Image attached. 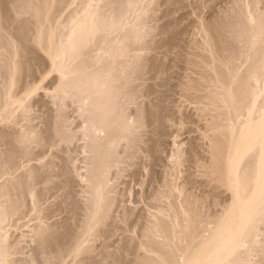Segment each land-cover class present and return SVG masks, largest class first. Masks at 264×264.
I'll return each instance as SVG.
<instances>
[{
  "label": "bare ground",
  "instance_id": "6f19581e",
  "mask_svg": "<svg viewBox=\"0 0 264 264\" xmlns=\"http://www.w3.org/2000/svg\"><path fill=\"white\" fill-rule=\"evenodd\" d=\"M86 1L90 4L88 0ZM90 1L91 3L93 2V0ZM99 1L101 2V0ZM181 1L105 0L102 1L103 4L100 3L101 5L97 3L98 6H95L97 5L95 3V7H93L95 9H92V6H89L85 1L86 5L81 1L79 2L80 4L76 5L73 0H0V264H264V7L263 9L259 8L260 3H264V0H241L249 3H247V6H243L241 2L240 4L238 2L240 7L235 2L234 6L239 8L234 9L233 14L232 12L230 13L232 10H228L230 15L227 16L228 12L226 11V14L223 11L224 9H221L226 17L223 16L224 18L220 20L218 18L215 20L212 17L213 22L210 17V19L205 20L210 23L206 22L208 24L204 25L206 30L201 28L206 31V35L212 34L214 42L211 35L210 38L206 37L205 39H211L216 47L211 41L210 45L212 44L213 48L212 45L210 48L207 41L204 43L208 44L209 47L207 46V48L210 51H207L212 53L209 54L213 55L211 58L214 61L211 63L210 59H208L209 55H207L206 58L210 62L208 63V60L206 61L204 58L206 55L203 54V51L202 54L199 53L201 56L198 57L202 58L200 61H198L199 59L195 60V64L191 61L194 66L191 65L193 66L192 69L196 66L195 69L198 68L200 70L195 72L200 73L201 79L198 77L199 80H192L196 78L191 76L192 79L187 82L184 80L185 84H181L179 88L181 89L179 94L190 96L194 101L197 100L200 103L204 98L208 97V101L212 103H209V106L212 105V108L215 106L217 108L215 110L219 111L216 112L214 110L215 114L217 113L215 117H218V120L213 117L215 121L212 120L213 122L207 123L208 125L203 122L207 125L209 130L207 131L213 132L208 137L205 135L206 138L201 136L203 139L210 137L211 142L208 145L210 144L209 149L211 150H206V153L210 151V153L208 152L209 155L207 154L209 157H207L204 150L203 153L197 150L196 146H198L199 142L195 145L196 140L193 141V137L191 140L194 143L189 140L192 143L191 145L189 143V156L187 155L185 158L181 154H175L176 157L180 155V159L185 158L189 161L190 158L195 164L197 163L195 166L201 168V171L198 169L202 172L203 178L205 176V183L209 186V189L211 187L209 194L207 193L209 189L204 191V188H202V195H200L202 193L201 187L204 184L199 183L200 188L199 184H197L201 191L198 190L199 195L195 194L198 192H191L194 189L191 190L190 188L195 185L191 187L188 184H191L195 179L190 180L184 176L185 174L183 177L189 179V182H187V179H183L185 180V182L182 181L183 185L180 183L178 185L177 179L178 181L180 180L178 176L181 171L186 169L184 167L185 165L187 167L189 162L188 164L186 162L185 165L182 162L184 166H182L180 171L177 166L181 164L179 165L177 158H174L177 162L174 165V160H171L173 155L170 156L172 153L169 154V151H167L169 157H163L162 153L165 152L166 147H164L165 139L163 138L166 136H163L166 129L165 124H169L166 122H170L169 117L174 114L172 113L173 107L169 105L172 102H168L170 98L163 97V94L165 95V92L168 91L165 89L168 86L163 80L164 85H166L164 88L166 91L161 98H158L159 96L157 97L156 94H161L162 92L153 94L152 90H150L153 87H150V89L144 87L150 85L146 83L148 80L145 81L146 85L141 83L142 80L144 81L148 77L145 74L150 73L145 72V70L150 69L151 71L152 68L154 71L152 76L153 74L156 76L155 68H159V66L156 65L154 60L150 59L151 61L149 60L150 62H148L146 61L147 58H145L146 60L143 59L148 52L144 56L142 55L145 63L141 61V51V54H139L140 59L136 54L139 53L138 47L141 49L144 45L140 44L143 42L147 43L144 41L146 39L142 40V33L145 31L150 33V29H155V32L159 31H157L158 27L156 25L159 22H153L156 16L155 19H151L153 23H156L151 24V27L156 25L155 28L148 29L149 27H145L147 29L142 32L143 25H146L141 24L144 13L149 11L151 16L147 14L149 18L152 17V14L155 13V10L152 11V4H156L153 7L157 9V12L161 11L162 15L164 10L159 9H161L160 6L165 5L167 6H164L166 8L165 13H168L167 16H169L173 8L171 7L169 12L167 10L168 7L176 4V2V5H178V2L180 3ZM197 1L198 4L195 1L194 3L199 6L200 1ZM72 2L76 7L73 5L72 7L74 8H71L72 10L69 9L71 12L67 11L68 8L67 10L64 9L68 5H72ZM82 3L89 7L85 8L83 5V8L81 6L82 9H78ZM183 3L186 8L194 5L192 2L193 4L190 3L191 5L188 6L187 4L186 6L185 3H188V0L187 2L186 0L183 1ZM263 3H261L262 6H264ZM139 4L141 7H139ZM226 4L224 3V6L227 7L228 2ZM218 5L220 4L218 3ZM177 7H174L175 11H177ZM179 8L178 11H181L182 8L180 10ZM252 8L254 9L252 10ZM197 9H195L196 12ZM63 10L71 13V16L64 14L66 17H70L68 19L63 17L66 19H64L65 21L60 18L62 17L61 13H64ZM193 10L191 9V11ZM22 12L25 13L23 18L20 17L23 14ZM127 12L130 15L131 12L132 15H135V18L134 16L132 17L134 20L131 19L134 21V23H130V25L132 24L131 26L126 25V23L130 22L125 16ZM171 14L173 15L172 12ZM200 16L198 15V17ZM124 17L127 19L126 23L124 22L126 21ZM204 17L206 18V16L201 17V19L203 18L202 23H204ZM146 18H144L145 21ZM158 21H161V19ZM166 21H170L168 17L164 22L165 24L167 23ZM160 24L158 25L160 28L164 26V30H168L173 25L169 22L170 26L167 23L169 27L166 28L167 25L165 27V24ZM138 26H140L142 33L138 30ZM141 27L143 28L141 29ZM171 30H169L171 32L170 35L175 37V28L173 31ZM144 36L146 38L150 35L146 34ZM168 37H170L169 34ZM168 37L166 38L167 40ZM239 37L245 40L246 43L239 40V43L237 42L238 45L243 42L244 47L248 44L249 49H253V52H251L252 56H250L251 58L249 57L247 62L244 60L243 53H241V51L246 52V48L243 49V46H238L236 43ZM236 38L237 40H235ZM169 39L172 40L173 38ZM167 40L165 42L166 45ZM174 43L171 44L174 45ZM195 43L192 44L191 42L192 49H194V45L199 44ZM148 44L147 49L150 48ZM158 44L160 43L158 42ZM151 45L154 47L156 43ZM153 47L150 49H153ZM158 47L155 46V48ZM196 47L198 48V46ZM240 48L241 51H239ZM132 49L133 51L136 50V53ZM128 50L136 54L134 55L138 57L136 58L137 60L132 57V52L130 54ZM203 50L206 54V50ZM126 51L131 55V60L134 59L133 61L128 59L130 55H127ZM195 51L192 52L195 53ZM224 51L226 54L228 52L227 59H229V62L226 64L222 63L223 57L226 56L223 54ZM245 52L244 54L247 53L248 57L250 51ZM240 53L242 56L241 61L237 60L240 58ZM222 54L223 57L219 58ZM126 55L128 56L127 58ZM125 58L130 60L131 63ZM152 58L154 59V57ZM242 59L246 62V65L249 61V69L248 71L247 68L245 69L247 71H244L246 74L235 70L238 73L237 75L233 71L235 68L232 66L240 68L243 64ZM236 60L239 61L240 66L233 63ZM205 61L208 63L209 68H205L208 67V65H205ZM210 64L213 65L210 67ZM229 65H231L232 71L236 74L231 72ZM157 68L156 73L158 75L159 70ZM160 69L162 70V68ZM186 69H188V66ZM186 72L190 74L191 71ZM52 73L53 76L54 73L57 76L51 84H48V87L43 81H46V77ZM143 75L146 76L145 79ZM153 78L155 77L153 76ZM50 81L46 82L50 83ZM50 87H53V89L51 88L53 90L52 93L49 91ZM40 88H43L44 91L47 90L45 91L46 95H48V92L52 94H49V98H52L53 101L51 100V102L55 105L52 106L56 109H52L50 107L51 102H45L44 98H38L34 102L35 108L32 106L34 95H37V93L38 95L41 94L37 92ZM256 89H259V91ZM204 90L207 92L206 95L205 93L202 94ZM159 91L162 90L160 89ZM168 92L170 93V90ZM151 95H156L157 99L151 97ZM182 96L181 98H183ZM261 97H263L262 101ZM190 101L193 102L192 100ZM204 101L206 99L202 101L203 108L205 107ZM261 102L263 105L262 109L259 106ZM184 103L186 104L185 101ZM184 103L181 102L180 104ZM196 103H194L195 106L199 104ZM71 106L77 107L76 111L81 115L77 114L79 116L77 118L80 119L81 117L83 119H80L82 121L80 124H78L79 122L76 123L80 125L77 126L80 127L78 130H74L77 128L76 126L74 129L73 127L70 129L71 123L69 124V122L76 121V117H74L73 121L69 119L68 109H71ZM199 106L201 107L200 104ZM31 107H33L32 109L39 107L36 112L41 111V116L39 113L38 115L40 118L44 117L45 121L43 120V124L41 122L42 119L40 120L41 123H37L41 124V126L43 125L41 128L35 125L36 122L32 125V122L36 121H33L32 117L30 119L32 121L28 120L27 111L30 114L32 112ZM259 107L260 112L257 110ZM199 108L196 109L200 110L201 108ZM212 108L208 110H213ZM203 111L201 110L200 112ZM179 112L181 115L183 110ZM200 112L198 111V117L203 116V113L200 115ZM209 113L208 116H210ZM256 113H260L258 118L255 117ZM38 115H34L37 120ZM195 115L197 116V114ZM211 115L214 114L211 113ZM24 116H27V121ZM30 116L33 115L30 114ZM187 116L190 115L183 117L184 120ZM246 116L247 118L243 120V117L245 118ZM172 119L175 118L172 117ZM172 119H170L171 122L173 121ZM205 119L207 120L206 117ZM209 119L207 120L208 122L211 121ZM199 120L202 121V119ZM28 121L31 124L27 123ZM193 132L196 134V131ZM207 133L204 132V134ZM177 137L179 138V136ZM203 142L205 141L203 140ZM74 144L75 146L72 148ZM180 150L183 151V149ZM73 151H77L80 156L84 155V157L81 156L83 158H81L82 162H80L81 166L83 163L84 167L82 166L83 168L81 169L80 166L78 171L80 174L77 172L81 182H84V185L80 184L82 186L79 194L75 192L78 188L75 189L74 184L77 182H75L76 180H74L72 175L74 171L76 173V168L79 167L71 165ZM79 151H81V154ZM200 152L202 155L199 154ZM186 153H188V150ZM186 153L183 152V154ZM160 154H162V158H171L170 161L172 163L167 166L166 164L170 162L165 159L167 163L165 164L166 167L163 165L165 169L164 176L159 180L158 178L160 177L156 174L155 176L151 175L157 178H154L156 182L158 181L157 184L153 185L156 183L155 180L153 179L154 181L152 182V179H149L154 187H147L149 191L143 190V188L140 190V195L139 191V193H136L137 196L142 197L138 198L141 200L140 207L143 208L137 213L130 211V208H125L126 205H123L125 204L123 201L126 200L127 190H130L128 188L129 184H126L125 186L127 187H125L124 181L122 183L120 180L125 179L123 178L124 176L126 178L129 176L128 178L136 180L142 175L140 171L145 169L144 166L148 165L147 162L150 161L149 165H154L151 160H154V162L161 160V158L159 159ZM203 155L207 159L205 157L203 160ZM185 159L182 160L184 161ZM165 160L161 161L165 163ZM145 161H147L146 164H144ZM192 161L190 162L192 164H189L191 166L188 165L189 167H193L194 162ZM202 161L203 163H201ZM162 162L160 163L163 164ZM158 163L156 164L158 165ZM176 167L179 168V173L174 170ZM189 167L186 170L190 171ZM194 168L196 167L191 169ZM83 169L85 173L81 174ZM150 171H153V169ZM173 171L176 172V179ZM194 172H198V170L195 169ZM160 174H162L161 171ZM189 175L191 176V174ZM193 177L195 178V176ZM120 185L126 188V191L123 188L120 189ZM208 186H205V188L207 189ZM220 186H223L222 189L225 187L224 190L228 189L229 195H231L230 191H232V198L226 197L231 202L230 205L228 204L229 202L227 203L228 207L225 206L227 205L225 204L227 199L226 201L223 200L225 198L222 199L223 201L221 200L225 202L224 204L219 201L222 197L218 194L227 192L219 191L218 193L217 189ZM206 193L208 196H206ZM133 194H135V191ZM204 195L212 199L209 200V198L207 202L210 201L208 203L212 205L211 202L213 201L217 209L209 205L210 208L215 209L212 211L213 209L211 208L212 210L210 211V208L208 209V206L204 205L207 199L204 200ZM225 195L227 196V194ZM218 196L219 200H216ZM51 197L52 199L55 197L56 199H54L58 202L54 200L55 203L50 200L55 204L44 206L45 201L48 202ZM131 201L130 203H132ZM221 204L224 205V210H222L223 208L221 209L223 206ZM218 206H220L221 210L218 209ZM203 207H207L209 211H206L205 208L204 211ZM208 212H211V214ZM32 213H34L36 216L35 220L37 221L38 219V222L36 224L32 223V225L34 224L33 227L29 226L31 229L29 237L32 240L30 243L35 242V246L31 248L30 246L34 242L30 246H28L29 242H26L27 244L23 242L25 236L29 235L26 234L29 229L24 230L26 231L25 235H23V232L20 233V236H24H22L23 240L19 238V234L15 231L20 240L13 233L14 237L16 236L14 238L10 231H12L13 227L22 226L29 214L33 217L30 220L28 219V222L35 221ZM117 219H119V223H125L128 226H130L129 223H132L133 228L135 226L137 230L139 227V232L136 230V233H138L135 234L138 237L133 234L134 237L130 235V238H128L127 236L128 239L123 247L121 246L120 254L111 253V248L109 251L107 249V242L118 223ZM28 222L26 221L25 223L27 224ZM23 225L25 224L23 223ZM27 225L30 224L28 223ZM27 225L25 226L26 228H28ZM124 226L121 225V227ZM128 226H125V229L131 230L132 228L130 229ZM25 227L23 226L20 229H25ZM118 229H120V225ZM134 231L132 233H135ZM10 235L14 238V241L10 239ZM101 238L105 239L103 240V246H100L99 249L95 244L97 245V240ZM23 243L28 248L30 247L29 252L26 250L27 247L22 245ZM98 245H101V243ZM142 249H144L145 253L140 252Z\"/></svg>",
  "mask_w": 264,
  "mask_h": 264
},
{
  "label": "rangeland",
  "instance_id": "374dc122",
  "mask_svg": "<svg viewBox=\"0 0 264 264\" xmlns=\"http://www.w3.org/2000/svg\"><path fill=\"white\" fill-rule=\"evenodd\" d=\"M24 1H26V0H24ZM27 1H28V0H27ZM73 1H74V3H76V1H78V0H76V1L73 0ZM80 1H81V2H84V1H85V2L88 4V2H87L86 0H84V1H83V0H80ZM80 1H78V3H76V5H77V4H80V3H79ZM88 1H89L90 4H92V5H90V4H88V5H89V6H92V9H95V8H93V7L98 6L97 3H99V5H101L100 3H102V1H105V0H101V2H100V1L98 2V0H93V2L95 1L94 3H93V2L91 3L90 0H88ZM176 1H178V0H176ZM180 1H181V0H180ZM183 1H185V0H182L180 3L178 2V5H176V4H177V2H176V4H172L171 6L168 7V9H167L168 11L171 9V7L173 8V9H172L173 11L170 10V11L173 13V15H172L171 12L169 11V12H170V15H169V16H167L168 13H167V14L165 13V10H166L165 7H167V6H165V5H162V7L160 6L161 9H159V10H164V12L162 11V15H161V11H160V12H159V11L157 12V9L154 8V7H155L154 5H156V4H154V5L152 4V11L155 10V13H154L155 16H154V14H152V11L150 10V12H151V14H152L153 16L149 18V16H148L149 11L147 10L148 12H145V13H144L145 15L143 14V15L145 16V17L143 16V22L145 21L144 18H146L147 16H148V17L146 18L145 23H143V22L141 23V24H146V25H143L144 28L141 27V29L143 28V29H142V32H144V30L147 29V28H145V27H149L148 29H150V28H152V27L155 28V26L157 25V27H158L159 29H158L157 27H156V28H157V31H158V30H159V31H158V32H155V31H156L155 29H154V30H151V29H150L149 31L154 32V33H151V32H150L152 35H151L150 33H147L148 31H147V32L145 31L144 33H142L141 30H140V28H139L140 26H138V28H139L138 30H140V32H141L143 35H146V34H147V35H150V36H149V37L147 36V37L145 38V36L143 37V35L141 34V35H142V40H143V39H146V40H144V41L147 42V43H144V42L142 43V42H141L142 44H140V45H143V44H144V45L146 44V45H145V47H144V45H143V47H141V49H140V47H138L139 50H138V49H137V50H138L139 53H136V52H135L136 50L133 51V49H132V51L135 52V53L137 54L138 57H139V54L142 53V54L140 55L141 59H142V55L144 56L146 52H148V53L151 52L150 54L147 53V55H146L145 57H143V59L147 58V60H146V59H145V60L148 61V62H150L151 60H152V61H153V60L155 61L156 65L159 66V68H157V67H156V68L159 70L158 75H159L160 77L157 75V73H156L157 70H156L155 67H154V68H155V71H156V72H155L156 76L153 74V76H154L155 78H153V76H152V73H154V71L152 70V68H151V71H152V72L150 71V69L148 70V69L145 68V69H146L145 72H150L151 74H150V73H147V74L144 73V74L147 75L148 77H149L150 75H151V76H150L149 78L147 77L148 79H147V78L145 79L146 76L143 75L145 80H144V81L142 80L141 83H143V85H146V84H145V81L148 80L146 83H148L147 85H149V84H150V85H149V86H144V87H146V88L148 87L149 89H150V87H153L152 89H150V90H152V93H153V94H156L157 92H159V93L162 92L161 94H158V93L156 94L157 97L159 96L158 98H161V97H162V94L166 91L165 89H167L168 91L170 90V93H169L168 91H166V92H165V95H166V94H168V95L165 96V95L163 94V97H167V98H170V99H171V100L169 99V101H168L169 103L172 102V103L169 104V105H170V107H173V108H172V109H173L172 113H174V114H171V115H172L173 118L176 119V120H175V119H172V117H171V115H170L169 118L172 119L173 121L171 122V120L169 119V121H170L171 123L168 122V121L166 122V123H169V124H168V125L165 124V125H166V127H165L166 129L164 128V129H165V133H164V135H163V136L166 135L165 137H163V138L165 139L164 147L166 146V147H165V150H164V151H165L164 153H166V154L164 155V153H162V154H163V157L166 156V157L168 158V157H169V154L172 153V154H170V156L173 155V156L171 157V158H173V159H171V158H169V159H167V158H162V156H161L162 154H160V157H159V159H160V158H161V160H165V159H166V160L169 161L170 163H167L166 160L164 161L165 163H163L161 160H158V161H155V162H154V160H151V159H150V160H151V163L154 164V165H149V164H150V161L147 162L149 159H145V160H147V161H145L144 164H146V162H147V164H148L149 166H148V165H145V166H144L145 169H141V170H142V171H140V172L142 173L141 176H139L138 178H136V180H135L134 178H133L134 180H132V178H131V179L128 178L129 176L127 177V178H128V179H127V178L124 176L123 178H125V179H123V180L121 179V180H120V182L122 181V183H123V181H124V186H125L126 184H129V186H130V187L128 186V188H130V190L127 188L128 190H127V194H126V200L123 201V202L125 203V204H123V205H124V206L126 205L125 208H130V211H133V212H135V213H137V211L139 212V210L143 208V207H142V208L140 207V206H141V200H140V198H142V197L139 196V195L141 194V191H140V190H142L143 188H144L143 190H145V189L148 190L147 187H152L153 185H156V184H157L158 181L156 182V180H155V179H157V178L154 177L155 174H156L157 176L160 177V178H158V179L160 180L161 177L164 176V173H165V171H164V170H165V169H164V166L166 167V165L168 166L169 164L172 163V162L170 161V159H171V160H174V162H175V163L173 162L174 165L177 163L176 160L179 161V165H180V164H181V165H180V166H177V167H179V168H180V171H181L182 166H184L186 162H187L186 164H188V162H189V164H192V163H190L192 160H190L189 157H188V158H189V161H188L187 159H185V158H186V156L189 154V146H190L192 143H194V142H193L194 140L197 141V142L195 141V143H194L195 145H197L196 143L199 142V143H198V146H196V147H197V150L201 151L202 153H203L204 151H205V153H206V150H211V149H209V148H210V146H209L210 144L208 145V143L211 142L210 137L207 138V139H203L202 137L206 138V137H208L209 135H211V134L213 133V132L211 133V131L208 132L209 130H208V128H207V125H208L210 122L215 121V119L218 120V117H215V115H216L217 113L215 114V112H214V110L217 109V108H215V106H213L214 108H212V105L209 106V103H211V102L208 101V99H209L208 97L204 98V99H206V101H204V102H205V104H204L205 107H204V108L202 107V106H203L202 101H203L204 99L201 101V103L198 102L197 100H195L197 103H199V104L201 105L202 108L199 106V104L195 106L194 103H196V102H195L190 96L187 97L186 95H185V96H184V95L182 96L181 94H179V93H181V92H180L181 89H179V88H180L181 84H183V85L185 84V83L183 82L184 80L187 82V81H190L192 78H196V79H192V80H199L198 77H200V79H201V75H200V73H199V72H198V73L195 72V71H200V70H199L198 68L195 69L196 66L194 67V69H192L193 66H194V65L192 64V62L194 63V61L197 60V59H199L198 61H200V59H201L202 57H198V56H201L200 54H202V51H203V54L206 55V56L204 57L206 61H207L208 59H210V62H211V63H212V61H214V59L211 58V57H213V55H211L212 53H211V52H208V51H210V50L207 48L208 44L210 45V41H211V43L213 44L214 39L212 38V34H211V33L206 35V33H205L206 31H204V30L202 29V28H204V25H205V24L210 23V22L205 21V20L210 19V18H211V19H210L211 21L213 20V18H215V20H217V18H218V20H220L221 18L226 17L224 13L227 14V12H228L227 16L230 15L231 12H232V14H233L234 9H236L238 6L240 7V5H239L240 2H241V5L243 4V6H245V5L247 6V3H249V2H246V3H245L244 1H241V0H239V1H238V0H235V1H233V0H232V1H231V0H228V1H226V2H225V1L223 2V0H222V1H221V0H219V1H218V0H214V1H213V0H211V1H210V0H209V1H208V0H199L200 2H199V6H198V5H197V4H198V1H197V0H192L193 3H194V1L197 2V4L194 3V5H191V4H190V3H192V2H190L191 0H188V3H185V4H186V6H187V4H188V6H189V5H191V6H189V7L186 8V7H184L185 5H184ZM203 1H204V2H203ZM245 1H246V0H245ZM85 2H84V4L86 5ZM186 2H187V0H186ZM189 2H190V3H189ZM205 2H207V3L205 4ZM221 2H222V3H221ZM227 2H228V6L226 7V6H224V3L226 4ZM229 2H230L231 5H233V6H231ZM235 2H236V5H237L238 2H239L238 6H234V5H235V4H234ZM242 2H244L245 4L242 3ZM74 3L72 2V5H68V7H65L64 9L67 10V8H68L67 11L71 12L69 9L74 8V7H72L73 5L75 6ZM95 3H96L97 5H95ZM182 3H183V4H182ZM193 3H192V4H193ZM208 3H209V4H208ZM218 3H219L220 5H218ZM261 3H263V2H261ZM261 3H260V6H259V4H258V6H259V8L263 9L264 6H262ZM84 4L82 3V4L80 5V7H78V9L81 8V6H82V8H83V7L85 6ZM102 4H103V3H102ZM180 4H182V5H180ZM202 4H203V5H202ZM204 4H205V5H204ZM213 4H214V5H213ZM83 5H84V6H83ZM88 5H87V6H88ZM94 5H95V6H94ZM173 5H174V6H173ZM175 5L178 6V7H180L179 10L182 8L181 11H178V7H177V9H176L178 12L175 11V9H174V7L176 8ZM179 5H180V6H179ZM183 5H184V6H183ZM211 5H212L213 7H212ZM226 5H227V4H226ZM229 5H230V7H229ZM263 5H264V3H263ZM69 6H70V8H69ZM87 6H85V8H87ZM89 6H88V7H89ZM153 6H154V7H153ZM164 6H165V7H164ZM193 6H194L195 8H194ZM196 6H198V7H196ZM200 6H203V7H200ZM215 6H216V7H215ZM261 6H262V7H261ZM75 7H76V6H75ZM139 7H141L140 4H139ZM199 7H200V8H199ZM204 7H205V8H204ZM214 7H215V8H214ZM234 7H235V8H234ZM239 7H238V8H239ZM82 8H81V9H82ZM158 8H159V7H158ZM162 8H164V9H162ZM196 8H198V9H197V12H198V13H197L196 10H195ZM226 8H228V9L225 10ZM229 8H230V9H229ZM245 8H247V7H245ZM150 9H151V5H150ZM184 9H186V10H184ZM191 9H192V10L194 9V10L191 11ZM199 9H200V10H199ZM221 9H222V10L224 9L223 11H225V12L223 13V11H222ZM253 9H254V8H252V10H253ZM71 10H72V9H71ZM228 10H229V11L232 10V11H230V13H229ZM246 10H247V9H246ZM189 11H191V12H189ZM211 11H212V12H211ZM214 11H215L217 14H216ZM219 11H220V12H219ZM221 11H222V12H221ZM226 11H227V12H226ZM63 12H64V13H61V14H62V15H61L62 17H60V18L66 17V16L64 15L65 13H66V14H69V15L71 16V13L66 12V11H64V10H63ZM129 12H130V11H129ZM132 12H133V11H132ZM132 12H131V15H130L128 12H127L128 14L126 13V15H125V16H127V19L130 20V22L126 23V22H127L126 17H124L126 21H124V19H123V21L126 23V25H127V24L130 25L131 22L134 23V21H132L131 19H133V18H132L133 16H134V18H135V15H132ZM174 12H175V14H174ZM193 12H195V13L193 14ZM247 12H248V11H247ZM22 13H23V14H22V16H20V17L23 18V15H24L25 13H24V12H22ZM110 13L112 14V12H110ZM110 13H109V15H110ZM147 13H148V14H147ZM158 13H159V14H158ZM185 13H186V15H185ZM199 13H201V14H199ZM222 13H223V14H222ZM133 14H134V12H133ZM164 14H165V16H167L168 19L170 20V21H168V22L166 21V22L168 23V25H169V22L173 24V25H171V26L169 25L171 28H168L169 26L167 25V23H166V24L164 23L165 20H166V18H167V17L165 18V16H163ZM183 14H184V15H183ZM232 14H231V15H232ZM15 15H16V14H15ZM27 15H28V14H27ZM63 15H64V16H63ZM69 15H68V16H69ZM128 15H130V16H128ZM149 15H150V14H149ZM171 15H172V16H171ZM178 15H180V16H178ZM181 15H183V17H181ZM198 15H201V16L198 17ZM209 15H210V16H209ZM214 15H215V16H214ZM221 15H222V17H220ZM150 16H151V15H150ZM156 16H157V17H156ZM159 16H161V17H159ZM162 16H163V17H162ZM184 16H185V17H184ZM203 16H206V18L204 17V18H205V19H204V23H202V22H203V21H202L203 18L201 19V17H203ZM216 16H217V17H216ZM218 16H219V17H218ZM223 16H224V17H223ZM25 17L27 18V16H25ZM25 17H24V18H25ZM28 17H29V16H28ZM155 17H156V19L158 18V20L161 19V21H158V20L156 21ZM209 17H210V18H209ZM212 17H213V18H212ZM68 18H70V17H66V19H68ZM173 18H174V19H173ZM197 18H198V19H197ZM64 19H65V18H63V21L66 20V19H65V20H64ZM151 19H155V20H153V22H156V23L159 22V23H161V24L163 23L162 25L165 24V27H166V25H167L166 28H168V30H164V29H163L164 26H161V28H162V29H161L160 26L158 25L159 23H157V24H156V23H153ZM164 19H165V20H164ZM171 19H172V20H171ZM129 20H128V21H129ZM133 20H134V19H133ZM147 20H148V21H147ZM149 20H150V22H149ZM177 20H178V21L180 20V21L178 22ZM63 21H62V22H63ZM200 21H201V22H200ZM173 22H174V23H173ZM181 22H182V23H181ZM206 22H208V23H206ZM212 22H213V21H212ZM201 23H202V24H201ZM147 24H148V25L150 24V26H148ZM151 24H156V25H154V26L151 27ZM161 24H160V25H161ZM123 25H124V23H123ZM131 25H132V24H131ZM131 25H130V26H131ZM201 25H202V26H201ZM130 26H129V27H130ZM172 26H175V27H172ZM185 26H186V27H185ZM124 27H125V26H124ZM126 27L128 28V26H126ZM176 27H177V29H176ZM198 27H200V28H198ZM201 27H202V28H201ZM153 28H152V29H153ZM174 28H175V30H176V31H175V32H176V36H175V37H172V36L170 35L171 32H170L169 30L172 29L171 31H173ZM179 28H180V29H179ZM185 28H186V29H185ZM199 29H200V30H199ZM204 29L206 30V28H204ZM162 30L165 31V32L163 33ZM177 30H178V32H177ZM202 30H203L204 32H203ZM201 31H202V32H201ZM207 31H208V30H207ZM167 32H168V34H169L170 37H168ZM198 32H199V33H198ZM200 32H201V33H200ZM155 33L158 34V35H156ZM159 33H161V34H159ZM165 33H166L167 35H166ZM204 33H205V35H204ZM208 33H209V31H208ZM164 34L166 35V37H165ZM177 34H179V36H177ZM201 35L204 36V37H202ZM210 35H211V38H212L213 42H212L211 39H210V40H209V39H207V40L205 39L206 37H209V38H210ZM153 36H154V37H153ZM163 36H164V38H163ZM158 37H159V38H158ZM167 37H168V40H169V41L166 39ZM176 37H177V39H175ZM160 38H161V39H160ZM169 38H173L172 40H174L175 43H174V41H172V40L169 39ZM202 38H203V39H202ZM147 39H148V41H147ZM154 39H156V40H154ZM162 39H163V40H162ZM164 39H165V40H164ZM159 40H160V41H159ZM166 40H167V45H166V43H165ZM203 40H204V41H203ZM235 40H237V38H236ZM239 40H240V41H243V42L246 43V41L243 40L242 38L240 39V37L238 38V40L236 41V43H237V42L239 43ZM163 41H164V42H163ZM171 41H172V42H171ZM189 41H191L192 44L195 43V42H196L197 44L199 43V44L201 45V47H200V45L198 44V45H194V46H193L194 49H192V46L190 45L191 42H189ZM205 41H207L208 44L204 43ZM158 42L161 44V47H160V44H158ZM169 42L174 43V45L171 44V43H169ZM243 42H240V45L243 46V49L246 48V52L250 51V55H249V53H248V57H247V53L244 51V52L246 53V54H244V52L241 51V48H240L239 51H241V53H243V57L245 58V59H244V58H243V59L247 62V60H249V57L252 56V55H251V52H253V49H249L248 44H247L246 47H244L245 45H244ZM148 43H150V44H148ZM155 43H156V45H154V47H153L151 44H155ZM196 43H195V44H196ZM203 43H204V44H203ZM238 43H237V45H238ZM147 44H148V46H149L150 48L153 47V49H150V48H149L150 50L147 49ZM169 44H170V45H169ZM202 44L204 45V47H203ZM205 44H206V45H205ZM212 44H211V45H212ZM137 45H138V44H137ZM140 45H138V46H140ZM158 45H159V47H158ZM163 45H164V47H162ZM165 45H166V47H165ZM188 45H189V46H188ZM211 45H210V48H211ZM213 45H215V44H213ZM213 45H212V48H213ZM240 45H238V46H240ZM155 46L158 47V48H155ZM196 46H198V48H197ZM167 47H170V48H167ZM195 47L197 48L196 51H195V49H196ZM208 47H209V46H208ZM215 47H216V45H215ZM154 48H155V50H154ZM165 48H166V49H165ZM190 48H191V49H190ZM200 48H201V49H200ZM206 48H207V49H206ZM238 48H239V47H238ZM143 49H145L146 51L143 50ZM156 49H157V50H156ZM198 49H199V50H198ZM203 49L206 50V54H205V52H204ZM214 49H215V48H214ZM243 49H242V50H243ZM129 50H131V49H129ZM129 50H128V51H129ZM142 50H143V51H142ZM147 50H148V51H147ZM160 50H161V51H160ZM190 50H191V51H190ZM207 50H208V51H207ZM128 51H126V52H127L126 54H127V55H130L132 51H129L130 54H128ZM140 51H141V53H140ZM166 51H167V52L169 51V52L167 53ZM189 51H190V52H189ZM192 51H195V53H193ZM133 52H132V55H133L132 57H135L136 54L134 53V54H135V55H134ZM143 52H144V53H143ZM155 52H157V53H155ZM158 52H159V53H158ZM207 52H208V53H207ZM224 52H225V51H224ZM224 52H223V54L226 55V56L223 57V54H222V56L219 55L220 57H219V56H218V57H219V58H222V57H223V58H224V59H222L223 62H222L221 60H220V61H221L223 64H226V63L229 62V61H228L229 59H227V58H228V56H227L228 52H227V54H226V52H225V53H224ZM152 53H153V54H152ZM160 53H161V54H160ZM191 53H192V54H191ZM196 53H198V54H196ZM199 53H200V54H199ZM209 53H211V54H209ZM221 53H222V52H221ZM221 53H220V54H221ZM241 53L239 54V55H240V58L237 59V60H239V61H241V58H242ZM168 54H169V55H168ZM170 54H171V55H170ZM193 54H196V55H193ZM127 55H126V58L128 57ZM154 55H155V56H154ZM178 55H179V56H178ZM207 55H209L208 59L206 58ZM210 55H211V56H210ZM217 55H218V54H217ZM137 56H136L134 59L138 58ZM150 56L154 57V59H153L152 57H150ZM157 56H158V57L161 56V57L158 58ZM166 56H167V58H165ZM181 56H182V58H181ZM193 56H195V57L193 58ZM132 57H131V55H130V58L128 57V59L131 60ZM140 57H139V59H140ZM149 57H150V58H149ZM156 57H157V59H155ZM188 57H189V58H188ZM126 58H125V59H126ZM163 58H164V59H163ZM185 58H187V59H185ZM219 58H217V59H219ZM246 58H247V59H246ZM250 58H251V57H250ZM128 59H126V60H128ZM134 59H133V60H134ZM143 59H142L141 61L145 63V60L143 61ZM150 59H151V60H150ZM161 59H162V60H161ZM179 59H181V60H179ZM182 59H183V60H182ZM226 59H227V60H226ZM243 59H242V60H243ZM130 60H128V61L130 62ZM133 60H131V61H133ZM136 60H137V59H136ZM149 60H150V61H149ZM157 60H159V61H157ZM189 60H190V61H189ZM224 60H225V62H224ZM237 60H236L235 62H233V63L239 65V63H238L239 61H237ZM244 60L242 61L243 64H242V62H240V64H242L241 66L239 65L240 68H238V66H237V67H236V66H232L233 68H235V69H233V68L231 67V65H235V64L230 63L231 65H229V67H231V68H230V69H231V72H233V71H235V70L239 71V73H240L241 71L244 72L246 68H247V71H248V69H249V65H248V63H249V61H248L247 65H246V62H244ZM156 61L158 62V64H157ZM186 61H187V62H186ZM191 61H192V62H191ZM206 61H205V65L207 66L208 63H210V62H209V60H208V63H207ZM226 61H227V62H226ZM165 62H166V63H165ZM188 62H190V63H189V64H186V63H188ZM130 63H131V62H130ZM146 63H147V62H146ZM160 63H161V64H160ZM159 64L161 65V67H160ZM164 64H166V65H164ZM191 64H192L193 66H192ZM194 64H195V63H194ZM211 65H213V64H210V67H211ZM187 66H188V69H186ZM246 66H247V67H246ZM168 67H169V68H168ZM244 67H245V68H244ZM148 68H149V67H148ZM160 68H162V70H161ZM205 68H209V65H208V67H205ZM197 69H198V70H197ZM232 69H233V71H232ZM241 69H242V70H241ZM160 70H161V71H160ZM193 70H194V73H193ZM165 71H166V72H165ZM168 71H169V72H168ZM186 71H189V72L191 71L190 74H191V73H192V74L190 75V74H188V72H186ZM247 71H245V72H247ZM161 72H162V74H160ZM235 72H236V71H235ZM242 72H241V73H242ZM245 72H244L243 74H246ZM168 73H170V74H168ZM195 73H196V74H195ZM236 73H237V72H236ZM236 73L233 72V74H236ZM149 74H150V75H149ZM193 74H195L196 76L199 74L200 76L198 75V76L196 77V76L193 75ZM186 75H187V76H186ZM237 75H238V73H237ZM239 75H241V74H239ZM48 76H50V77H48ZM48 76L46 77L47 80H46V78H45V80H46L47 82H49V81L51 80V78H52V80L50 81V83H47L46 81H43V82H44L45 84H47V86L49 87L48 84H51V82L54 81L53 79H55V77L57 76V74L54 73V76H53V73H52L51 75H48ZM157 76H158V77H157ZM169 76H170V77H169ZM183 76H185V77H183ZM191 76H192V78H191ZM156 77H157V79H156ZM175 77H176V78H175ZM150 78H151V79H150ZM159 78H161V79H159ZM171 78H172V79H171ZM181 78H182V79H181ZM184 78H185V79H184ZM188 78H189V79H188ZM197 78H198V79H197ZM174 79L177 80V81H175ZM178 79H179V80H178ZM186 79H188V80H186ZM163 80H164V83L166 82V85H167L168 87H166V85H164ZM166 80H167V81H166ZM171 80H172V81H171ZM153 81H154V82H153ZM161 81H162V82H161ZM180 81H181V82H180ZM43 82H42V83H43ZM150 82H151V83H150ZM152 82H153V84H152ZM155 82H156L158 85H157ZM158 82H159V83H158ZM168 82H169V83H168ZM170 82H171V83H170ZM172 82H173V83H172ZM182 82H183V83H182ZM136 83H137V82H136ZM139 83H140V82H139ZM174 83H177V84H174ZM155 85H156V86H155ZM173 85H174V86H173ZM45 86H46V85H45ZM47 86H46V87H47ZM54 86H55V85H54ZM54 86H53V87H54ZM157 86H158V88H157ZM161 86H164V87H161ZM172 86L175 87V88H173ZM46 87H44V89H46ZM53 87H50V88H49V91H50L51 93L53 92V90H52ZM142 87H143V86H142ZM154 87H155V88H154ZM165 87H166V88H165ZM177 87H178V88H177ZM182 87H183V86H182ZM51 88H52V89H51ZM156 88L159 89V90L161 89L162 91H159V90H157ZM164 88H165V89H164ZM44 89H43V88H40L41 92H40V90L37 91V92L41 93V94H39L40 96L38 95V93H37L38 96H37L36 94L34 95V98H33V100H32V102H33V105H32V106H34V108H35V103H34V102H35V100H38V98H39V99H43V98H44L43 100H44L45 102H51L52 98H51V99L49 98V94H50V93L48 92V95H46L47 93H46L45 91H47V90L44 91ZM50 89H51L52 91H51ZM153 89H155V90H157V91L154 90V92H153ZM172 89H173V90H172ZM177 90H178V91H177ZM256 90H257V89H256ZM257 91H259V89H258ZM44 92H45V93H44ZM167 92H168V93H167ZM174 92H177V93H174ZM204 93H205V95L207 94L206 90H204L202 94H204ZM50 95H52V94H50ZM156 95H151V97L157 99ZM160 95H161V96H160ZM171 95H172V96H171ZM175 95H176V96H175ZM180 95H181L183 98H181ZM41 96H42V98H40ZM43 96H44V97H43ZM47 96H48V97H47ZM154 96H155V97H154ZM169 96H170V97H169ZM46 97H47L48 99H47ZM50 97H51V96H50ZM172 97H173V99H172ZM185 97H186L188 100H189V98H190V100H192L193 102H191V101L189 100V102H190V103H189L188 100H187ZM35 98H37V99H35ZM179 98H180L181 100H180ZM262 98H263V97H261V101H262ZM141 99H142V98H141ZM162 99H163V98H162ZM167 100H168V99H167ZM173 100H174V101H173ZM52 101H53V100H52ZM176 101H177V102H176ZM184 101L186 102V104L184 103ZM173 102H174V103H173ZM179 102H180V103L182 102V103H184V104H180ZM178 103H179V104H178ZM197 103H196V104H197ZM206 103H207L208 106L206 105ZM172 104H173L174 106H173ZM188 104H189V105H188ZM211 104H212V103H211ZM52 105H54V104L51 102L50 107H52V109H54V108H55V107H54L55 105H54V106H52ZM70 105H71V104H70ZM72 105L74 106V104H72ZM178 105H179V106H178ZM183 105H184V106H183ZM192 105H193V106H192ZM73 106H71V107H72L71 109H70V108L68 109V115H69V119H70L71 121H73L74 117H76V121L74 120L73 122H69V124L71 123V124H70L71 127L69 126L70 129H71L72 127H73V129H74L75 126H76V127H77V126H80V125H78V124H80V123L82 122L81 120H83V119H81V117H80L81 120H80L79 118H77V117H79L78 115H80V114H79V112L76 111L77 107L75 106L76 108H74ZM176 106L178 107V109H177ZM181 106H182V107H181ZM185 106H186V107H185ZM194 106H195V107H194ZM198 106H199L201 109H200ZM259 106H261V109H262V106H263V105H262V102L260 103ZM133 107H134V106H133ZM191 107H192V108H191ZM208 107H209V108H208ZM32 108H33V107H31V111H32L33 113L31 112V113H30L31 115L34 116V115H36V114L38 115V113H39V115L41 116V111H39L38 113L36 112L37 109H39V107H38V108L36 107V109H32ZM184 108H185V109H184ZM188 108H189V109H188ZM196 108H199L200 110H198V109H196ZM206 108H207V109H206ZM211 108H212L213 110H208V109H211ZM55 109H56V108H55ZM72 109H73L74 111H73ZM190 109H191V111H190ZM28 110H30V109H28ZM33 110H35V111H33ZM176 110H177V111H176ZM182 110H183L184 113L182 112L181 115H180V112H179V111H182ZM184 110H185V111H184ZM192 110H194V111H192ZM201 110H204L205 112H204V111H203V112H200ZM257 110L260 112V107H259V109H257ZM69 111H71V112L69 113ZM75 111H76V112H75ZM174 111H175V112H174ZM198 111L201 113L200 115H202V113H203V116H202L203 118L200 117V116L198 117V115H199ZM209 111H210V113H209ZM212 111H213V112H212ZM215 111H216V110H215ZM258 111H257V112H258ZM27 112H28V117H29L28 120H30L31 117L33 118V121L36 120V121L32 122V125H34L33 123L36 122L35 125H38V126H40V128H41L43 125L41 126V124H37V123L40 122V120L42 119L41 122H42V124H43L44 117H41V118H40V116L38 115V116H37V118H38V120H39V121H38L37 119H35L36 116H34V117H33V116H30L29 111H27ZM35 112H36V113H35ZM72 112H74L73 115H72ZM186 112H187V113H186ZM207 112L209 113L210 116H208V113H207ZM216 112H219V111H216ZM175 113H176V115H175ZM191 113H192V116L195 118V120H193L194 118L191 116ZM194 113L197 114V116H196ZM205 113H206L207 115H206ZM211 113H213L214 115H211ZM70 114H71V115H70ZM77 114H78V115H77ZM182 114H183V116H182ZM188 114L191 116V118H189L190 116H187L188 118L186 117V119L184 120L183 117H185V116L188 115ZM259 114H260V113H256V114H255V115H256L255 117L258 118ZM25 115H27V114H25ZM205 115H206V116H205ZM80 116H81V115H80ZM180 116H181V117H180ZM204 116L207 118V120H208L209 117H210L209 120H211V121L208 122V121L205 119ZM207 116H208V117H207ZM24 117L26 118L27 116H24ZM178 117H179V118H178ZM211 117H212V119H211ZM213 117H214L215 119H213ZM71 118H72V119H71ZM82 118H83V117H82ZM177 118H178V120H177ZM181 118H182V119H181ZM246 118H247V116H246L245 118L243 117V120L246 119ZM179 119H180V120H179ZM188 119H189V120H188ZM199 119H202V121H200ZM203 119H205V121H203ZM221 119H222V118H221ZM221 119H220V120H221ZM191 120H192V121H191ZM196 120H197V122H196ZM198 120H199V121H198ZM212 120H213V121H212ZM26 121H27V118H26ZM30 121H32V120H30ZM30 121H28L27 123H30ZM44 121H45V120H44ZM177 121H178V123H177ZM179 121H180V122H179ZM185 121H186V122H185ZM189 121H191V122H189ZM41 122H40V123H41ZM78 122H79V123H78ZM193 122H194V123H193ZM199 122H200V123H199ZM203 122L206 123V124L208 123V124L206 125V124H204ZM76 123H78V124H76ZM187 123H188V124H187ZM30 124H31V123H30ZM194 124H196V125H194ZM199 124H200V125H199ZM203 124H204V125H203ZM169 125H170V126H169ZM176 125H177V126H176ZM190 125H191V126H190ZM197 126L199 127L200 130L198 129ZM201 126H202V127H201ZM170 127H171V128H170ZM177 127H178V128H177ZM185 127H186V128H185ZM191 127H192V128H191ZM193 127H195V128H193ZM205 127H206L207 129H206ZM78 128H80V127H77V128L74 129V130H78ZM201 128H202V129H201ZM190 129H191V130H190ZM193 129H194V130H193ZM196 129H197L199 132H198ZM179 130H180V131H179ZM202 130H204V131H202ZM207 130H208V131H207ZM193 131H196V134H195V132H193ZM178 132H179V133H178ZM202 132H203V134H204V132H205V133L208 132V133H210V134L207 133V134H204V136H203ZM166 133H167V134H166ZM172 133H173L174 135H173ZM189 133H190V134H189ZM170 134H172L173 136L170 135ZM181 134H182V135H181ZM188 134H189L190 136H189ZM192 135H193V136H192ZM197 135H198V137H197ZM205 135H206V137H205ZM177 136H179V138H178ZM201 136H202V137H201ZM174 137H175V138H174ZM187 137H188V138H187ZM192 137H193L194 139H192ZM200 137H201V141H200ZM145 138H146V137H145ZM167 138H168V140H167ZM176 139H177V140H176ZM191 139H192L193 141H192ZM175 140H176V141H175ZM179 140H180L181 143L179 142ZM185 140H186V141H185ZM189 140H191L192 143L189 142ZM203 140H204L205 142H203ZM209 140H210V141H209ZM167 141H168V142H167ZM172 141H173V143H171ZM174 141H175V142H174ZM166 142H167L168 144H167ZM186 142H187L188 145L186 144ZM202 142H203V143H202ZM79 143H80V142H79ZM170 143H171V144H170ZM177 143H178V144H177ZM182 143H184V144H182ZM189 143H190V145H189ZM205 143H206V144H205ZM172 144H174V145H172ZM203 144H204V145H203ZM76 145H77V144H76ZM170 145H171V146H170ZM185 145H186V146H185ZM202 145H203V146H202ZM73 146H75V144L72 145V148H74ZM173 146H174L175 148H174ZM206 146H208V147H206ZM167 147H169V148H167ZM170 147H172L173 149L170 148ZM180 147H182V148H180ZM186 147H187V148H186ZM199 147H200V148H199ZM166 148H167V149H166ZM178 148H179V149H178ZM185 148H186V150H185ZM201 148H204V149H201ZM180 149H183V151L180 150ZM172 150H173V151H172ZM174 150H176V151H174ZM179 150H180V151H179ZM184 150H185V151H184ZM187 150H188V153H186ZM203 150H204V151H203ZM167 151H169V152H168L169 154L167 153ZM199 151H198V152H199ZM80 152H81V151H79V153H80ZM183 152L186 153V154H183ZM201 152H200L199 154L202 155ZM208 152L210 153V151H208ZM208 152L206 153V155L208 154ZM74 153H75V154H74ZM205 153H204V154H205ZM80 154H81V153H80ZM82 154H83V153H82ZM175 154H181L183 157L185 156V158H182V159H185V160L183 161L182 159H180V158H181L180 155L176 157ZM201 155H200V156H201ZM208 155H209V154H208ZM208 155H207V157H209ZM71 156H72V158H73V159H72L73 161L71 162V165H72V166H75V165H76V167L79 166L78 168L75 167L76 170H77V171H76V173H77V172L79 171L80 166H81V164H80V162H82V161H81V158H83L84 155H81V156H83V157H81V156L77 153V151H75V152L73 151ZM188 156H189V155H188ZM76 157H77V158H76ZM79 157H80V158H79ZM178 157H179V158H178ZM202 157H203V160H204V158H205L206 156L203 155ZM202 157H201V158H202ZM207 157H206V159H207ZM174 158H175V159L177 158V159L175 160ZM178 159H179V160H178ZM206 159H205V160H206ZM77 160H78V161H77ZM181 160H182V161H181ZM186 160H187V161H186ZM200 161H201V160H200ZM208 161H209V160H208ZM78 162H79V164H78ZM158 162H159V163H158ZM160 162H162L163 164H161ZM182 162L184 163V165H182V164H183ZM192 162H194V161H192ZM205 162H206V161H205ZM156 163H158V165H157ZM166 163H167V164H166ZM201 163H203V161H202ZM207 163L209 164V162H207ZM207 163H205V164L207 165ZM77 164H78V165H77ZM159 164H160L161 166H160ZM165 164H166V165H165ZM189 164H188V165H189ZM163 165H164V166H163ZM174 165L172 164L173 167H174ZM188 165H187V167H186V165H185L184 168L188 169V167L191 166V165H189V166H188ZM195 165H197V163L195 164V162H194L193 167H196V168H194V169H191V168H193V167H189V168H190V171H189V170H186V169H184V170H186V171H184V170L182 169L183 171H181V173H182V172H186V173H182V174L180 173L181 175L179 174L178 177H179L180 180L178 181V179H177L178 185H179V183H180L181 185H183L182 183L185 182V180H183V179H187V178H184V177H183V175L185 174L184 176H185V177H188L190 180H191V179H193V180L195 179V181L192 180L194 183L191 182V184H188V185L191 186V187H192L193 185H195V186L192 187V188H190V187L188 186L191 190L194 189L193 191L190 190L191 192L194 193V192H198V190L200 191L199 188H200L201 186H200L199 183L204 184V185H202L201 190H202V188H204V191H205V190L207 191V190L209 189V186L205 183V176H204V178H203V176H202L203 174H202V172H200V171H201V168L198 167V166H195ZM82 166H83V163H82ZM82 166H81V169L84 167V166H83V167H82ZM147 166H148V167H147ZM156 166H157V167H156ZM172 166H169V167H172ZM144 167H142V168H144ZM146 167H147L148 169H147ZM173 167H172V168H173ZM177 167H176L174 170L177 171V173H179V168H177ZM159 168H160V169H159ZM198 168L200 169V171H199ZM152 169H153V171H150V170H152ZM154 169H155V170H154ZM195 169L198 170V172H194ZM146 170H148V171H146ZM162 170H163L164 172H163ZM191 170H192L193 172H192ZM80 171H81V170H80ZM144 171H145V172H144ZM160 171H161L162 174H160ZM175 171H173V172L175 173V179H176L177 176H176V172H175ZM187 171H189V173H187ZM83 172L85 173V170H84V169H83V171H81V174H82ZM143 172H144V173H143ZM148 172H149L150 175L148 174ZM151 172H152V173H151ZM74 173H75V171L72 173V175H73V177H74V180H76L75 182H77V183L74 184V186H75V189L78 188L75 192H78L77 194H79V190H80V188H81V186H82V185H80V184H83L84 182L82 183L81 180H80L81 178L79 179L80 176L78 177V173L80 174V172H78L77 174H76V173L74 174ZM199 173H200V174H199ZM158 174H160V175H158ZM187 174H188V175H187ZM189 174H191V176H192V175L195 176V178H194L193 176L191 177ZM196 174H197V175H196ZM201 174H202V175H201ZM75 175H77V176H75ZM147 175H148V177H147ZM151 175H154V176H151ZM177 175H178V174H177ZM200 175L202 176V178H201ZM157 176H156V177H157ZM181 176H182V178H181ZM189 176H190L191 178H190ZM76 177H77V178H76ZM140 177H141V178H140ZM142 177H143V178H142ZM152 177H153V178H152ZM199 177H200V178H199ZM146 178H147V179H146ZM154 178H155V179H154ZM137 179H138V180H137ZM141 179H142V180H141ZM143 179H144V180H143ZM149 179H150V180L152 179V180H151L152 182L155 180L156 183L153 184L152 182H150ZM153 179H154V180H153ZM189 179H187V180H188L187 182H189ZM201 180H202V181H201ZM79 181H80V182H79ZM126 181H127V183H125ZM143 181H144V182H143ZM180 181H181V182H180ZM182 181H183V182H182ZM199 181H200V182H199ZM203 181H204V183H203ZM134 182H136V183H134ZM137 182H139V183L137 184ZM149 182H150V186H149ZM175 182H176V180H175ZM196 182H197V183H196ZM122 183H121V184H122ZM143 183H144V184H143ZM133 184H134V185H133ZM152 184H153V185H152ZM176 184H177V183H176ZM197 184H199V188H198V185H197ZM79 185H80V187H78ZM83 185H84V184H83ZM122 185H123V184H122ZM122 185H120V186H121L120 189L123 188ZM135 185H136V187H134ZM139 185H140V186H139ZM144 185H146V186H144ZM132 186H133V187H132ZM205 186H208L207 189L205 188ZM125 187H127V186H125ZM153 187H154V186H153ZM222 187H223V186H220V188L218 187L219 189H221V190L217 189L218 193H219V191H227V192H225V194H227V196L224 194V192H220L218 195L221 196L222 198L220 197L221 199L219 200V196H218V197L216 198V200L218 199L219 201H221L223 198H225V199H223V200L226 201V199H227L226 197H228V198H232V196H231V195H232V191L229 190V191L231 192V195H229L230 193L228 192V189L224 190L225 187H224L223 189H222ZM137 188H138V189H137ZM196 188H197V189H196ZM123 189H125V191H126V188H123ZM123 189H122V190H123ZM151 189H152V188H151ZM151 189H150V190H151ZM210 189H211V187H210ZM210 189H209L208 192H207L208 194H209V192H210ZM130 191H131L132 194L130 193ZM134 191H135V194H133ZM138 191H139L140 193H139ZM148 191H149V190H148ZM137 192L139 193L138 196H137V194H136ZM200 192H201V191H200ZM207 193H206V196H208ZM195 194L199 195V192H198V193H195ZM202 194H203V190H202V193H200V195H202ZM204 194H205V193H204ZM220 194H221V195H220ZM222 194H223V196H222ZM129 195H130V196H129ZM224 195H225V197H224ZM127 196H128L129 198H128ZM206 196L204 195V200L207 198V199H206V203L204 202V205H205V206H208V209L210 208V206H212V207L214 208L215 205L213 204V201L211 202L212 205H210V204H209L210 201H208L209 203L207 202V200H208L210 197L208 198V197H206ZM210 196H211V194H210ZM229 196H231V197H229ZM79 197H80V196H79ZM79 197H78V198H79ZM130 197H131V198H130ZM138 197H140V198H138ZM54 198H55V197H54ZM54 198L52 199V197H51V199H48V200H49L48 202L45 201V203L47 202V204L45 205V203H44V206L47 207V205H48V206H51L52 204H55V203H56L55 201H57V200H55L56 198H55V199H54ZM80 198H81V197H80ZM127 199H128V200H127ZM129 199H130V200H129ZM133 199H134V200H133ZM136 199H138V200L136 201ZM214 199H215V198H214ZM50 200H53V201L55 200V201H54L55 203L52 202V201H50ZM131 200H132V201H131ZM209 200H212V199L210 198ZM223 200H222V201H223ZM231 200H232V199H231ZM127 201H128V202H127ZM130 201H131L133 204L130 203ZM133 201H134V202H133ZM138 201L140 202V204H139ZM222 201H221V203L224 204L225 202H222ZM57 202H58V201H57ZM136 202H138V203H136ZM228 202H229V203H228ZM48 203H49V204H48ZM227 203L230 205V203H231V202H230V199H227V201H226L225 204H227ZM136 204H137V205H136ZM142 204H143V206H144L143 200H142ZM206 204H207V205H206ZM223 204H221V206H222ZM228 204L225 205V206L228 207V206H229ZM134 205H135V206H134ZM209 205H210V206H209ZM213 205H214V206H213ZM136 206H137V208H136ZM133 207L136 208V209H134ZM138 207H139V208H138ZM212 207H211V208H212ZM218 207H219L218 209H220V206H218ZM223 207H224V205L221 207V209H222ZM204 208L206 209V211H209V210L211 211V210L213 209V208H212V209L210 208V209L208 210L207 207H203V210H204ZM215 209H217V207H215ZM215 209H213L212 211H214ZM221 209H220V210H221ZM224 209H225V208H223L222 210H224ZM135 210H136V211H135ZM204 211H205V210H204ZM208 213L211 214V212H208ZM32 215H34V213H32ZM115 215H116V214H115ZM32 217H33V216H31V214H29V217L27 216V219H26V218H24V219H26V221L28 222V219L30 220V218H32ZM35 218H36V216L34 215V218H33V219L35 220ZM132 219H133V218H132ZM31 220H32V219H31ZM117 220H118V221H117V222H118V223H117L118 225L116 224V226H115V228H114V229H116V228H117V229H116V230L113 229V231H112L113 234L111 233L112 235H110L111 237L109 238V240H108V242H107V249H108V251H109L110 248H111V250H110L111 253L113 252V253H115V254H116V253H117V254H120V253H121L120 249L122 250V247H123L124 243L127 241L128 238H130V235L133 236V235H135V234H137V233L139 232V231H138V230H139V227H138V230H137V227L134 226V228H133L132 223H129L130 226H128V224H125V223H122V224H121V223H119V222H120L119 219H117ZM24 221H25V220H24ZM26 221H25V222H26ZM25 222H23V223L25 224V225H23L22 220H21L22 226L20 225V227H13V229H11L13 232L10 231V232L12 233V234H11V233H10V234L13 235V233H14V235H15V234L17 233V234H19V236H20V233L23 232V235H25L26 231H24V230H28V229H29V230L27 231L28 233H26V234H29V235H26V236H25V239L27 238V239H26L27 241H26L24 238H22L23 235H21L20 237H19L17 234H16V235H17V239H19V238H21V240L24 239L25 241L23 240V242H25V243H26V242H29V243H28V246H30L34 241L30 243V241H32V240H31V238L29 237V236H30V233H31V232H30L31 229L29 228V226H32V227H33L34 224H36V222H38V219H37V221L35 220V221H32V222H31V221L28 222L30 225H27L28 223L26 224ZM32 223H34V224L32 225ZM115 223H116V221H115ZM124 224H125L126 227L128 226V228H130V229L132 228V229H131L132 231H131V230H128V229L126 230ZM26 225H27L28 228L25 227ZM119 225H120V229H118ZM121 225L124 226V227H121ZM23 226L25 227V229H24V228L20 229V228L23 227ZM32 227H31V228H32ZM124 229H125V230H124ZM20 230H21V231H20ZM120 230H121V231H120ZM133 230H135V231H134L135 233H132ZM136 230L138 231L137 233H136ZM14 231H15L16 233H15ZM116 231H117L118 233H117ZM121 232H123V233H121ZM124 232H125V233H124ZM126 232H127V233H126ZM132 234H133V235H132ZM11 235H10V239H11L12 241H14V238H15L16 236L14 237V235H13V237H14V238H13V237H11ZM121 235H122V237H121ZM127 236H128V238H127ZM18 237H19V238H18ZM23 237H24V236H23ZM112 237H113V238H112ZM117 237H118V238H117ZM133 237H134V236H133ZM135 237H138V236L135 235ZM28 238H30V239H28ZM124 238H125V239H124ZM104 239H105V238H101L100 240H97L98 242L95 241V242H97V245L95 244V246H97V247L100 249V246H103V240H104ZM117 239H118V240H117ZM159 239H161V238H159ZM15 240H16V239H15ZM19 240H20V239H19ZM123 240H124V241H123ZM122 241H123V242H122ZM116 242H118V243H116ZM120 242H122V243H120ZM100 243H101V245H98V244H100ZM26 244H27V243H26ZM26 244L23 243L22 245H25V246L28 248V246H27ZM34 244H35V242H34L30 247H31V248L34 247V246H35ZM116 244H117L118 246H117ZM114 246H115V247H114ZM121 246H122V247H121ZM30 247H29V248H30ZM27 248H26V250L29 252L30 249L28 248V249H29V250H28ZM114 248H115V249H114ZM101 249H103V248L101 247ZM117 249H118V250H117ZM117 251H120V252H117ZM140 252L145 253V252H144V249H142ZM23 256H25V255H23ZM26 256H28V255L26 254ZM26 256H25V257H26Z\"/></svg>",
  "mask_w": 264,
  "mask_h": 264
}]
</instances>
